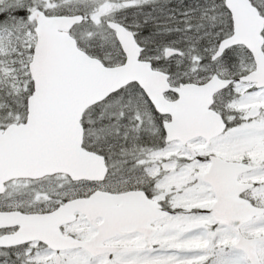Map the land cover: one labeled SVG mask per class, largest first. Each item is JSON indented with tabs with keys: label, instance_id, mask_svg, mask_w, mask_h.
<instances>
[{
	"label": "snow or ice",
	"instance_id": "obj_1",
	"mask_svg": "<svg viewBox=\"0 0 264 264\" xmlns=\"http://www.w3.org/2000/svg\"><path fill=\"white\" fill-rule=\"evenodd\" d=\"M0 264H264V0H0Z\"/></svg>",
	"mask_w": 264,
	"mask_h": 264
}]
</instances>
